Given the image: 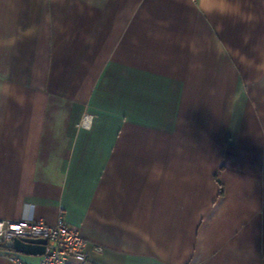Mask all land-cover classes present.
Masks as SVG:
<instances>
[{
	"label": "crops",
	"instance_id": "1",
	"mask_svg": "<svg viewBox=\"0 0 264 264\" xmlns=\"http://www.w3.org/2000/svg\"><path fill=\"white\" fill-rule=\"evenodd\" d=\"M62 212L86 264H262L264 0H0V219Z\"/></svg>",
	"mask_w": 264,
	"mask_h": 264
},
{
	"label": "built area",
	"instance_id": "2",
	"mask_svg": "<svg viewBox=\"0 0 264 264\" xmlns=\"http://www.w3.org/2000/svg\"><path fill=\"white\" fill-rule=\"evenodd\" d=\"M90 115L83 117V124H88ZM15 238H44L46 249L39 264H86V240L80 231L67 224L62 213L54 223L44 220L23 219L12 221L0 219V245L13 244ZM100 246L96 250H101ZM264 264V258L262 261Z\"/></svg>",
	"mask_w": 264,
	"mask_h": 264
},
{
	"label": "water",
	"instance_id": "3",
	"mask_svg": "<svg viewBox=\"0 0 264 264\" xmlns=\"http://www.w3.org/2000/svg\"><path fill=\"white\" fill-rule=\"evenodd\" d=\"M47 240L44 238H15L13 248L16 252L30 255H43Z\"/></svg>",
	"mask_w": 264,
	"mask_h": 264
},
{
	"label": "trees",
	"instance_id": "4",
	"mask_svg": "<svg viewBox=\"0 0 264 264\" xmlns=\"http://www.w3.org/2000/svg\"><path fill=\"white\" fill-rule=\"evenodd\" d=\"M219 184H220V187H221V193H223V183L221 181H219ZM0 249H5V250H9V251H15L13 246L11 245H8V246H3V245H0Z\"/></svg>",
	"mask_w": 264,
	"mask_h": 264
}]
</instances>
